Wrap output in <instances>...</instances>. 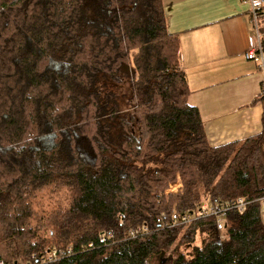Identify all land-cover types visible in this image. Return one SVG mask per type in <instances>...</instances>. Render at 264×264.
I'll use <instances>...</instances> for the list:
<instances>
[{
	"label": "trees",
	"instance_id": "obj_1",
	"mask_svg": "<svg viewBox=\"0 0 264 264\" xmlns=\"http://www.w3.org/2000/svg\"><path fill=\"white\" fill-rule=\"evenodd\" d=\"M189 94L162 0H0V261L264 264L258 201L220 231L158 228L163 212L264 196V130L212 146Z\"/></svg>",
	"mask_w": 264,
	"mask_h": 264
},
{
	"label": "crops",
	"instance_id": "obj_2",
	"mask_svg": "<svg viewBox=\"0 0 264 264\" xmlns=\"http://www.w3.org/2000/svg\"><path fill=\"white\" fill-rule=\"evenodd\" d=\"M162 1L168 30L180 40L188 102L199 109L208 142L221 146L261 133L264 72L246 58L254 35L248 6L241 0Z\"/></svg>",
	"mask_w": 264,
	"mask_h": 264
},
{
	"label": "built area",
	"instance_id": "obj_3",
	"mask_svg": "<svg viewBox=\"0 0 264 264\" xmlns=\"http://www.w3.org/2000/svg\"><path fill=\"white\" fill-rule=\"evenodd\" d=\"M248 6V13L250 16V20L254 26V35L250 37V46L246 52V58L249 60L255 61L259 69L264 72V0H241ZM262 94H264V86L262 90ZM179 176V175H178ZM180 177V176H179ZM182 182L181 179L177 178V181L173 183L169 188H167V194H175L182 190ZM254 201H258L261 205V214L264 217V196L257 198L255 200H250L245 196H239L234 199H230L224 202L212 204L210 202H202L201 207H199L197 212H180L177 209H174L171 213L163 212L160 214L156 222L158 224V228H170L176 227L183 224H188L196 219L200 218H213L215 221L216 230H222L225 226V219L228 216V212L232 210L236 211H244ZM121 217L124 219L126 216L121 214ZM151 231V227L146 223L140 224L136 227H130L127 233L129 238H135L140 235L148 234ZM103 241H107L109 239H115V233L113 231L108 232L104 235ZM90 246L93 247V243H89ZM59 251L56 253L49 254L47 256H43L38 258L35 254L29 256L27 260V264H33L34 261L39 262L40 264H51L58 258ZM63 253V252H61ZM0 264H6L3 260L0 261ZM15 264H19L18 261Z\"/></svg>",
	"mask_w": 264,
	"mask_h": 264
},
{
	"label": "rangeland",
	"instance_id": "obj_4",
	"mask_svg": "<svg viewBox=\"0 0 264 264\" xmlns=\"http://www.w3.org/2000/svg\"><path fill=\"white\" fill-rule=\"evenodd\" d=\"M121 91L126 93V91H127V86H126V87H125V86L122 87V88H121ZM124 99L127 100L126 97H125ZM177 178L181 179V182H182V178L179 177V176L177 175L176 179L168 185V188H169L173 183H175V182L177 181ZM7 247H8V246L5 245V243H1V244H0V253H2L3 255H5V256L8 257V256H11V254L7 252ZM168 257H169V254H166V256H164V257L162 258V259H163V262L167 261ZM15 258L17 259V261H18L19 264H27V262H28L27 260H23V258H21V256H20L19 254H18V255H15Z\"/></svg>",
	"mask_w": 264,
	"mask_h": 264
}]
</instances>
